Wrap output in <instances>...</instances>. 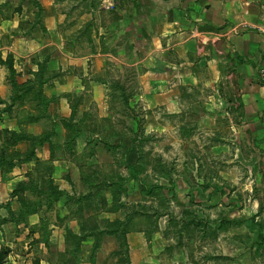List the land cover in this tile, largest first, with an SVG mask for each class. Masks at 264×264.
<instances>
[{
	"label": "crops",
	"instance_id": "0c3cea01",
	"mask_svg": "<svg viewBox=\"0 0 264 264\" xmlns=\"http://www.w3.org/2000/svg\"><path fill=\"white\" fill-rule=\"evenodd\" d=\"M263 68L264 0H0V264H98L108 238L129 264L156 263L157 237L122 231L112 186L99 198V181L129 175L111 176L101 155L124 142L88 123L113 100L184 99L198 146L251 165L262 195Z\"/></svg>",
	"mask_w": 264,
	"mask_h": 264
},
{
	"label": "rangeland",
	"instance_id": "374dc122",
	"mask_svg": "<svg viewBox=\"0 0 264 264\" xmlns=\"http://www.w3.org/2000/svg\"><path fill=\"white\" fill-rule=\"evenodd\" d=\"M123 85L129 94L138 86L131 77ZM113 88L119 91L117 83ZM165 93L149 101H128L124 107L111 100L113 115L95 111L88 119L90 127L101 126V140L125 144L112 149L113 155L101 152L105 170L111 176L129 171L128 178L99 181L100 201L105 202L106 186H112L118 197L111 191L108 206L115 200L124 207L122 231L141 230L157 237L161 250L154 264H264V190L261 195L252 188L253 182L260 184L251 179L252 166L231 162L229 150L218 157L222 149L199 147L204 134L187 130L185 100L179 98L174 101L177 107L168 108L165 97L171 95ZM178 95L184 98L185 93ZM145 105L155 111L154 117H144ZM147 123L159 125L148 130ZM41 125L49 127L44 121ZM8 137L18 139L4 130L3 138ZM97 201L93 196L87 204L94 207ZM110 239L98 264H129L127 247L119 243L118 250L110 251Z\"/></svg>",
	"mask_w": 264,
	"mask_h": 264
},
{
	"label": "trees",
	"instance_id": "16d2710c",
	"mask_svg": "<svg viewBox=\"0 0 264 264\" xmlns=\"http://www.w3.org/2000/svg\"><path fill=\"white\" fill-rule=\"evenodd\" d=\"M7 66H8V68H9V72L12 73V67H11V64H10V63H7ZM13 136L18 137L17 134H15V133H13ZM24 158L26 159L27 157H24ZM9 166L11 167L12 164L9 163ZM133 173H134V172H132V175H134Z\"/></svg>",
	"mask_w": 264,
	"mask_h": 264
},
{
	"label": "built area",
	"instance_id": "2783aa9c",
	"mask_svg": "<svg viewBox=\"0 0 264 264\" xmlns=\"http://www.w3.org/2000/svg\"><path fill=\"white\" fill-rule=\"evenodd\" d=\"M260 75H261V77L264 79V68L261 70Z\"/></svg>",
	"mask_w": 264,
	"mask_h": 264
}]
</instances>
